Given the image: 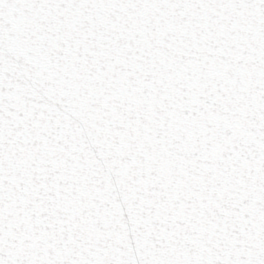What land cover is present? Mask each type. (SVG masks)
<instances>
[{"label": "snow or ice", "instance_id": "obj_1", "mask_svg": "<svg viewBox=\"0 0 264 264\" xmlns=\"http://www.w3.org/2000/svg\"><path fill=\"white\" fill-rule=\"evenodd\" d=\"M0 264H264V0H0Z\"/></svg>", "mask_w": 264, "mask_h": 264}]
</instances>
